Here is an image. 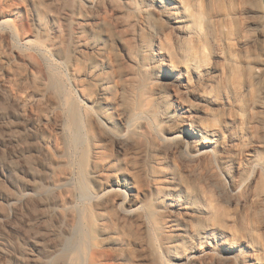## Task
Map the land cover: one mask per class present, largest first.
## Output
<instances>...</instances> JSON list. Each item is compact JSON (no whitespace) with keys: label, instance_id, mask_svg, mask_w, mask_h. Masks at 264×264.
Masks as SVG:
<instances>
[{"label":"bare ground","instance_id":"bare-ground-1","mask_svg":"<svg viewBox=\"0 0 264 264\" xmlns=\"http://www.w3.org/2000/svg\"><path fill=\"white\" fill-rule=\"evenodd\" d=\"M0 28L48 264H264V0H0Z\"/></svg>","mask_w":264,"mask_h":264},{"label":"rangeland","instance_id":"rangeland-1","mask_svg":"<svg viewBox=\"0 0 264 264\" xmlns=\"http://www.w3.org/2000/svg\"><path fill=\"white\" fill-rule=\"evenodd\" d=\"M223 10V13L227 12L224 14L233 18L237 15L235 8ZM59 70L65 77L66 88L73 95L72 97L76 98L77 95L68 81L66 72ZM8 97V93L0 84V213L2 215L17 213L11 223H0V258L4 257V260L11 264H48V262L74 259L72 255L51 252L52 244L49 242L52 241L55 231H59L61 222L52 211L53 205H48L53 203L50 202L54 195L52 187H49L50 184L47 182L51 175L48 172V165L52 161L50 162L49 156L48 158L40 155L39 141L36 136H32L27 125L22 121L24 112L22 105L14 104ZM45 110L47 111V107ZM28 184L31 186H27ZM40 193L45 195L46 198L42 194L48 202L44 207L39 204L38 197L35 196ZM25 194H29L30 197L35 194L33 196L35 200L25 208L15 206L13 202ZM36 242L40 243L38 247L35 246ZM5 253L9 254L5 255Z\"/></svg>","mask_w":264,"mask_h":264}]
</instances>
